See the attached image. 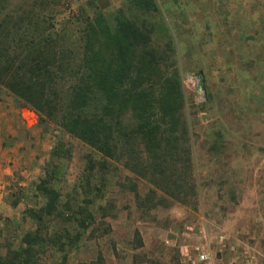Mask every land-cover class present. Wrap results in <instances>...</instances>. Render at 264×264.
<instances>
[{"label": "trees", "instance_id": "1", "mask_svg": "<svg viewBox=\"0 0 264 264\" xmlns=\"http://www.w3.org/2000/svg\"><path fill=\"white\" fill-rule=\"evenodd\" d=\"M72 1L0 0V90L90 150L79 177L63 191L59 171L71 151L56 138L34 183L41 201L21 209L33 227L17 233L15 220L3 218L0 264H65L85 233L108 234L104 218L115 216L114 203L104 198L109 183L130 192L144 213L197 203L176 44L156 1L127 0L126 11L105 16L84 0L58 20L59 7ZM120 170L125 174L117 178ZM137 180L147 186L143 193ZM18 194L5 198L11 208ZM133 241V249L141 247L137 230Z\"/></svg>", "mask_w": 264, "mask_h": 264}, {"label": "rangeland", "instance_id": "2", "mask_svg": "<svg viewBox=\"0 0 264 264\" xmlns=\"http://www.w3.org/2000/svg\"><path fill=\"white\" fill-rule=\"evenodd\" d=\"M261 1L225 0L222 3L245 2L255 7ZM173 2L176 12L178 0ZM78 3L83 4L84 0L60 6L63 12L58 20L75 11ZM120 3H113L102 13L107 16L116 8L126 11L127 2ZM157 5L161 8L159 2ZM222 8L221 5L217 12L223 15ZM160 11L172 25L176 44L173 58L192 132V155L199 183L197 203L194 207L172 203L144 213L130 192L109 183L104 198L111 199L115 205V216L104 218L109 224V233L98 238H88L85 233L77 249L68 253L65 264H132L134 253L139 258L137 264H145L143 261L149 259L159 264H186L179 256L178 246L199 240L201 216L205 219L215 259H227L231 255L230 246H247L257 260L264 262V50L259 48L264 42L227 44L220 41L216 28L214 35L207 37L212 42L203 43L202 37L197 36L198 42L195 35L184 36L190 28L182 24L188 22L180 20L181 24L174 26L167 13ZM191 29L195 32V28ZM246 29L253 32L254 27ZM263 33L264 28L258 36L253 33L254 40H264ZM211 70L215 73L209 74ZM32 119L33 125L31 121L27 123L21 109L0 90V178L4 183L0 187V230L4 228V217L15 220L17 233L32 228L28 218L21 219V209L36 207L41 201L34 197V183L42 175L50 148L60 134L53 125L39 122L35 112ZM60 137L71 151L70 158L63 162V171H59L58 184L61 190L67 191L79 177L84 155L90 150L75 138L65 134ZM123 174L124 170L117 171V178ZM137 188L143 193L147 186L137 180ZM16 192L21 201L11 208L5 198H12ZM186 226L193 230L182 234ZM134 230L142 241L136 249L132 248ZM219 236L223 238L221 242ZM167 238L171 241L164 243ZM58 255V252L54 254L56 258Z\"/></svg>", "mask_w": 264, "mask_h": 264}, {"label": "crops", "instance_id": "3", "mask_svg": "<svg viewBox=\"0 0 264 264\" xmlns=\"http://www.w3.org/2000/svg\"><path fill=\"white\" fill-rule=\"evenodd\" d=\"M156 3L159 2L161 4V10L165 11L167 13L168 17L171 18L173 21V25L176 26V24H181L180 20H185L188 23L182 24L184 28H190V30L186 31L184 36L191 37L195 35V40L199 42L196 37L200 36L201 42H212L211 38L208 40V35H214L215 28L219 30V39L220 41H223L227 44H237L241 46V43L245 42H264V40L259 39L256 41L254 40L253 33H255V36H258L261 30L264 28V1L259 0L258 4H256L255 7H251L250 4L240 3L237 4H223L222 2L225 0H220V2H215L214 0H178V9L176 12L174 11L176 8L174 7L175 0H155ZM94 3V6L97 7L101 12L108 9L109 6H111L113 3H120L119 5H125L124 3L127 2V0H92ZM223 10V15L219 14L217 11L218 8L221 7ZM232 6L233 8H230ZM227 7V8H225ZM225 10V11H224ZM174 11V12H173ZM230 13V14H229ZM172 26V25H171ZM230 28L226 30V28ZM253 28V32L247 30L246 28ZM191 28H195L192 31ZM223 28L225 30H223ZM222 29V30H221ZM204 30V31H203ZM222 32V33H221ZM218 33V32H217ZM261 35H264L261 34ZM206 37V38H203ZM233 49V47H232ZM199 73L202 74L203 71L199 69ZM209 74L215 73L214 70H211L208 72ZM22 109V108H20ZM27 123H25V126ZM33 125V124H32ZM31 125V126H32ZM5 153V152H4ZM0 187L4 185L2 183L0 178ZM18 183V182H17ZM23 182H21V185ZM20 185V183H18ZM3 195V194H1ZM1 197V196H0ZM21 201V198H20ZM204 217H199L201 220ZM201 223V221H200ZM173 234H175L173 232ZM139 235V234H138ZM187 237V235H184ZM141 238V237H140ZM165 241H171L167 238L163 240ZM170 245V244H169ZM173 245V244H171ZM182 245L178 246V253L179 256V248Z\"/></svg>", "mask_w": 264, "mask_h": 264}, {"label": "built area", "instance_id": "4", "mask_svg": "<svg viewBox=\"0 0 264 264\" xmlns=\"http://www.w3.org/2000/svg\"><path fill=\"white\" fill-rule=\"evenodd\" d=\"M26 110L27 113H23ZM21 114L25 121L32 124L34 116L33 110L27 107L21 109ZM193 228L191 226H186L185 231L182 234H185L187 231L191 232ZM197 242L194 244L188 245L182 244L179 248L182 261L186 264H264L261 260H257L252 252V249L247 246H241L239 248H234L233 246L229 247L231 255L224 260H218L214 258L212 248L207 236V230L205 228V219H201V227L198 231ZM219 242L222 241V237L219 236ZM167 243V241H165Z\"/></svg>", "mask_w": 264, "mask_h": 264}]
</instances>
